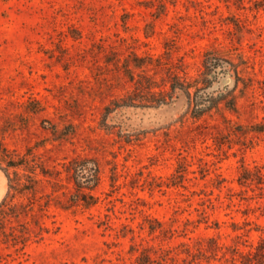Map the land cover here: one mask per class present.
Here are the masks:
<instances>
[{
	"label": "rangeland",
	"instance_id": "rangeland-1",
	"mask_svg": "<svg viewBox=\"0 0 264 264\" xmlns=\"http://www.w3.org/2000/svg\"><path fill=\"white\" fill-rule=\"evenodd\" d=\"M262 126L264 0H0V264H255Z\"/></svg>",
	"mask_w": 264,
	"mask_h": 264
},
{
	"label": "trees",
	"instance_id": "trees-1",
	"mask_svg": "<svg viewBox=\"0 0 264 264\" xmlns=\"http://www.w3.org/2000/svg\"><path fill=\"white\" fill-rule=\"evenodd\" d=\"M176 88H181L183 89L187 96H188V100H189V103H190V95L189 93L186 91V89L184 87H182L181 85H178V86H175L174 87V91H173V94L175 93V90ZM173 94L171 95V97L173 96ZM204 96L206 97H212V96H209V95H205L203 94ZM171 97L169 98V100L171 99ZM165 101H168L167 99H164V100H161L159 102H156V103H153V102H148V103H125L126 105H157L161 102H165ZM120 105V104H118ZM263 128L261 130H264V126H262ZM9 165L15 167V168H19V167H23V163H16L14 164L13 162L9 161ZM6 170V169H5ZM7 172V171H6ZM35 173V172H34ZM17 176H19V173L16 174ZM7 177H8V181H9V189H8V193L6 195V197L4 198V200L2 201V203L0 204V216L3 217V218H7L9 216H15L17 215V209H18V205L14 202H12V200H8V197H9V193L11 190H18L17 186H19V184L16 182L17 179H14L9 173H7ZM256 257L255 258V264H264V241L261 242L258 246H257V250L254 252ZM250 254H252V252H250ZM250 264L253 263V260H250Z\"/></svg>",
	"mask_w": 264,
	"mask_h": 264
},
{
	"label": "water",
	"instance_id": "water-1",
	"mask_svg": "<svg viewBox=\"0 0 264 264\" xmlns=\"http://www.w3.org/2000/svg\"><path fill=\"white\" fill-rule=\"evenodd\" d=\"M204 94L209 95L207 93H204ZM183 100H185L187 103H189L188 96H187L186 92L181 88H176L175 93L171 97L170 101L161 102L157 105H131V104H129V105H122V106H127V108L145 110L147 116L154 117L156 115L158 117H161V116H165V115L173 112L175 109H177L182 104ZM164 107H167V108L161 114H158L156 112V109H160V108H164ZM0 175L4 178L3 180H5V176L1 172H0ZM6 178L8 181L7 176H6ZM8 186H9V181H8Z\"/></svg>",
	"mask_w": 264,
	"mask_h": 264
},
{
	"label": "bare ground",
	"instance_id": "bare-ground-1",
	"mask_svg": "<svg viewBox=\"0 0 264 264\" xmlns=\"http://www.w3.org/2000/svg\"><path fill=\"white\" fill-rule=\"evenodd\" d=\"M183 102V101H182ZM167 107H164V108H160V109H156V112L158 113V114H161L165 109H166ZM154 111V110H153ZM1 173H2V171H1ZM4 178L0 175V194L3 192V191H5L4 190V180H3ZM5 180H6V178H5ZM6 183V182H5Z\"/></svg>",
	"mask_w": 264,
	"mask_h": 264
}]
</instances>
